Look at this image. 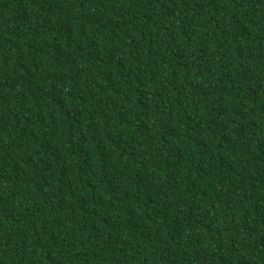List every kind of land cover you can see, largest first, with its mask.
Instances as JSON below:
<instances>
[{
  "label": "trees",
  "instance_id": "trees-1",
  "mask_svg": "<svg viewBox=\"0 0 264 264\" xmlns=\"http://www.w3.org/2000/svg\"><path fill=\"white\" fill-rule=\"evenodd\" d=\"M0 264H264V0H0Z\"/></svg>",
  "mask_w": 264,
  "mask_h": 264
}]
</instances>
